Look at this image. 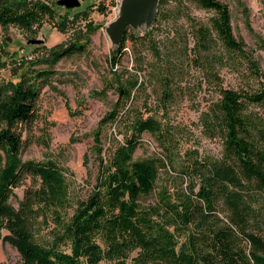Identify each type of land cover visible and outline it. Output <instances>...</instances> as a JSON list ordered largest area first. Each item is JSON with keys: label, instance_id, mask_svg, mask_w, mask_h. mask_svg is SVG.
<instances>
[{"label": "trees", "instance_id": "1", "mask_svg": "<svg viewBox=\"0 0 264 264\" xmlns=\"http://www.w3.org/2000/svg\"><path fill=\"white\" fill-rule=\"evenodd\" d=\"M190 1L213 12L193 27L196 63L214 68L223 59L224 51L215 52L222 46L230 57L246 59L260 75L258 61L233 32L228 4ZM168 2L160 0L154 24L169 15ZM71 11L66 9L63 30ZM55 16V8L45 0H0V26L36 33L46 18ZM150 35L149 29L143 35L127 30L110 59L113 78L96 92L104 95L113 88L117 99L94 133L98 171L86 196L73 197L66 172L54 160L22 159L20 125L35 117L39 82L53 70L34 69L39 60L26 62L18 81L0 82V238L19 251L21 264H264V116L251 110L255 104L264 105V88L222 87L219 99L202 117L207 134L222 137V156L206 157L199 149H189L188 163H182L178 174L188 185L175 190L163 185L154 203L145 201L155 192L162 173L176 170L177 147L164 122L138 111L137 92L145 85L138 71L118 72L116 65L129 39L140 44L148 40L155 51L151 74L164 98H173L179 66L172 61L171 48L176 44L161 50ZM85 47L81 40L59 44L43 61L52 66ZM4 60L0 57V67ZM109 128L124 133L123 140L109 134ZM144 133L157 137L162 152L136 158ZM106 135L114 138L108 147ZM28 176L33 185L15 206L14 189ZM45 227H50V238L42 235Z\"/></svg>", "mask_w": 264, "mask_h": 264}, {"label": "rangeland", "instance_id": "2", "mask_svg": "<svg viewBox=\"0 0 264 264\" xmlns=\"http://www.w3.org/2000/svg\"><path fill=\"white\" fill-rule=\"evenodd\" d=\"M56 10L54 18H46L36 33H29L18 26H0V57H4L0 67V82L18 81L25 71V63L37 62L32 67L38 71L52 69L49 78L39 82L40 97L35 117L20 125L23 134V160H54L67 174L73 197L86 196L96 182L97 162L92 147L94 133L102 117L113 106L117 94L110 88L104 95L102 91L108 79L113 78L110 59L116 42L107 27L119 14L121 0H81L82 5L71 10V19L66 30L61 29L66 7L57 0H45ZM228 4L232 13V27L235 36L244 41L260 65V75L255 74L250 64L242 56L231 57L222 46L216 53L223 59L214 68L206 69L196 63L195 36L193 27L205 22L213 12L198 7L190 0H169V15L160 18L150 27L130 28L131 33L143 35L149 29L150 38L156 47L176 44L171 48L172 61L177 63L178 71L172 85L174 97L164 98L162 87L152 76L155 51L152 44H140L129 39L121 55L117 71L129 69L138 71L145 83L137 92L135 105L140 113L155 115L164 122L171 132L177 147L176 170L162 173L154 193L146 197V203H154L163 185L175 190L188 185L178 175L182 163H188L186 152L199 149L203 156L218 158L222 156L223 139L220 135L210 136L204 129L202 117L208 107L220 97L222 87L259 90L264 88V0H221ZM68 10V9H67ZM73 12L79 13L74 19ZM96 25L93 29L91 25ZM40 39L42 43H32ZM81 40L86 43L85 50L65 56L50 64L43 61L48 52L59 44L67 45ZM169 41V42H168ZM139 43V44H138ZM187 43V48L184 44ZM154 47V46H153ZM177 48V49H176ZM180 49V50H179ZM179 50V51H177ZM221 50V51H219ZM163 64V63H162ZM220 77L214 76L213 72ZM251 110L264 116V105L255 104ZM123 140L124 133H116L109 128V134ZM103 137L108 147L114 138ZM141 145L135 153L136 158L152 156L162 152L159 140L150 133L141 137ZM177 178V181L174 179ZM33 185L28 176L24 183L14 189L11 202L19 205L25 190ZM50 227L42 230L44 237H51ZM7 230H4V235ZM19 251L4 238H0V264H21Z\"/></svg>", "mask_w": 264, "mask_h": 264}, {"label": "water", "instance_id": "3", "mask_svg": "<svg viewBox=\"0 0 264 264\" xmlns=\"http://www.w3.org/2000/svg\"><path fill=\"white\" fill-rule=\"evenodd\" d=\"M57 4L68 10L78 8L82 5L81 0H57ZM160 0H121L119 14L107 27L118 47L125 38L130 28H140L145 25L150 27L157 19ZM32 43H42L43 40L34 39Z\"/></svg>", "mask_w": 264, "mask_h": 264}]
</instances>
